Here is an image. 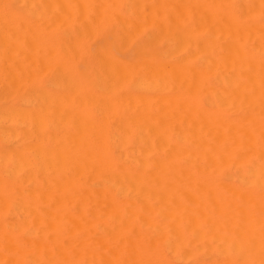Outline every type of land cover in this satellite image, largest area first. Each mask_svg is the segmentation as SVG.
<instances>
[{
	"label": "bare ground",
	"instance_id": "bare-ground-1",
	"mask_svg": "<svg viewBox=\"0 0 264 264\" xmlns=\"http://www.w3.org/2000/svg\"><path fill=\"white\" fill-rule=\"evenodd\" d=\"M21 60L0 264H264V0H0Z\"/></svg>",
	"mask_w": 264,
	"mask_h": 264
},
{
	"label": "rangeland",
	"instance_id": "rangeland-1",
	"mask_svg": "<svg viewBox=\"0 0 264 264\" xmlns=\"http://www.w3.org/2000/svg\"><path fill=\"white\" fill-rule=\"evenodd\" d=\"M2 61V60H1ZM0 61V64H2V62ZM21 61H23V60H21ZM4 63H3V66H1L0 65V68L3 70L4 68L7 70H5V72L7 73L8 72V70L10 71H12V73H16V75H17V80L13 77V79H15V83L16 82H18V84H17V86L15 85V86H13V87H11V82H12V80H10L11 82H10V84L8 85L7 84V82H9L8 80H5V76H6V79H7V75H2V74H4V72L2 73L1 71H0V84H2L1 86H0V89L1 88H3V90L1 91L0 90V98H2V99H0V117L2 116V118H0V166H2L3 164H4V156H6V159H8L9 161L12 159L13 160V164H12V162L10 161V163H8L7 164V168L9 169L10 167H12V166H18V162H17V164L15 165V163H16V161H17V159H18V156L16 157V160H15V157L14 158H11V159H9L10 157H11V154L9 155V153H10V149H11V151H17L18 152V149L22 146V145H24V144H27V145H29V143H30V138H31V128L29 127V126H31V124H29L30 122H31V120L29 121V116L30 115H28L30 112H29V109L33 106V104H34V96H35V84H34V79H35V73L34 72H32V70L31 69H29V71H28V73L29 74H32L31 76H32V78L30 79V80H26V78H27V74L25 75V71H24V69H26V68H24L23 67V63L25 62V61H23V62H21V64H20V68L18 67V70L20 69V71H17V66H16V70L14 71V70H12L13 68H11V69H8L9 68V66L10 67H12L13 65H15V63L13 62V64H12V61L9 63V62H5V61H3ZM6 63H9L8 65H6ZM19 63L20 62H18V65H19ZM30 63V62H29ZM11 64H12V66H11ZM17 65V64H16ZM25 65V64H24ZM8 66V67H7ZM30 65H27L26 64V66L25 67H27V68H31V67H29ZM3 67V68H2ZM21 67L22 68H24L23 70H21ZM0 69V70H1ZM26 70H28V69H26ZM4 71V70H3ZM32 73H31V72ZM20 72H22V73H20ZM9 73V72H8ZM7 73V74H8ZM11 73V74H12ZM14 73V74H15ZM26 73H27V71H26ZM14 74H12V75H14ZM10 75V74H9ZM21 75V76H20ZM24 76H26V78H24ZM31 76H28L29 78L31 77ZM10 77H11V75H10ZM9 78V77H8ZM12 78V77H11ZM21 78V79H20ZM24 78V79H23ZM22 79H23V81H22ZM14 81V80H13ZM19 81H21L22 83L19 85ZM28 81V82H27ZM31 81V82H30ZM12 84L14 85V83L12 82ZM4 85V86H3ZM18 85L20 86L19 88H20V90H19V88H18ZM23 86V87H22ZM16 87V88H15ZM9 88V89H8ZM27 88V89H26ZM6 90H7V92H6ZM29 93V94H28ZM32 94H33V96H32ZM6 96V98L4 99V97ZM33 98H32V97ZM31 98V99H30ZM10 105H11V107H10ZM16 107H18L17 109H19V107L20 108H22V109H20V110H16V112L14 111V109H12V108H16ZM26 107V108H25ZM28 107V108H27ZM24 108V109H23ZM10 109H12V110H10ZM27 109V110H26ZM21 110H23V112L24 113H22V112H20ZM8 112V113H7ZM12 112V113H11ZM26 112H27V114H26ZM29 112V113H28ZM15 113V114H14ZM17 113V114H16ZM3 114V115H2ZM11 114V115H10ZM13 114V115H12ZM25 114V115H24ZM5 115V116H4ZM17 115V116H16ZM19 115H21L20 116V118L22 117V115L24 116V117H22L23 119H15V117H18L19 118ZM13 116V117H12ZM8 117H10L9 119H11V120H9V119H7ZM29 117V118H28ZM5 118V119H4ZM24 118H26L25 120H24ZM17 120V121H16ZM28 120V121H27ZM24 121V122H23ZM14 122H16V123H14ZM29 122V123H28ZM24 123H25V125H24ZM16 124V125H15ZM5 128H7L6 130H5ZM11 128V129H10ZM11 131L10 132V134H8V132H9V130ZM2 130H3V132H2ZM22 130H24V131H22ZM12 131H13V133H12ZM19 131V132H18ZM2 133V134H1ZM11 133H12V135H11ZM14 133H15V136H14ZM18 133H20V134H18ZM25 133V134H24ZM2 135V136H1ZM19 135V137H17ZM22 135H24V137L22 136ZM10 136H11V139H10ZM21 139V140H20ZM24 146H26V145H24ZM15 148V149H14ZM28 151V150H27ZM8 152V153H7ZM29 152V151H28ZM3 153V154H2ZM15 154H17L16 152H14ZM2 158V159H1ZM20 162H21V160H20ZM11 164H12V166H11ZM11 169H13L12 170V172L14 171V173H12V176H17L18 177V175L19 174H21L22 172L21 171H19L18 169L19 168H11ZM16 170H18V171H16ZM15 171H16V173H15ZM24 185L26 186V183H24ZM24 186V187H25Z\"/></svg>",
	"mask_w": 264,
	"mask_h": 264
}]
</instances>
